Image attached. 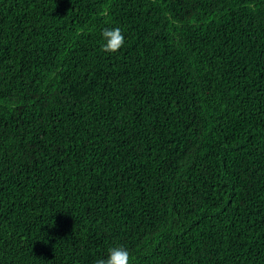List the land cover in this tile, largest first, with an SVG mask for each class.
<instances>
[{
  "label": "trees",
  "instance_id": "trees-1",
  "mask_svg": "<svg viewBox=\"0 0 264 264\" xmlns=\"http://www.w3.org/2000/svg\"><path fill=\"white\" fill-rule=\"evenodd\" d=\"M118 245L264 264V0H0V264Z\"/></svg>",
  "mask_w": 264,
  "mask_h": 264
},
{
  "label": "clouds",
  "instance_id": "clouds-1",
  "mask_svg": "<svg viewBox=\"0 0 264 264\" xmlns=\"http://www.w3.org/2000/svg\"><path fill=\"white\" fill-rule=\"evenodd\" d=\"M102 50L105 53H115L125 45V34L120 27H106L101 32ZM98 264H131V253L123 246H113L107 255L99 259Z\"/></svg>",
  "mask_w": 264,
  "mask_h": 264
}]
</instances>
